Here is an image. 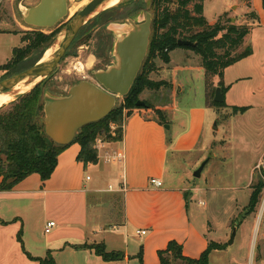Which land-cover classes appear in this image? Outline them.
<instances>
[{
  "label": "crops",
  "instance_id": "obj_1",
  "mask_svg": "<svg viewBox=\"0 0 264 264\" xmlns=\"http://www.w3.org/2000/svg\"><path fill=\"white\" fill-rule=\"evenodd\" d=\"M237 1L238 5L235 4ZM242 1L257 14V18L253 19L255 22L248 23L252 25L249 35L258 28L263 31V24L259 23L260 15L254 9L252 0H204V15L210 23L227 14L233 22L242 24L233 12ZM247 12L246 9L243 14ZM243 23L247 24L246 21ZM249 35L243 48L252 43L253 53L226 68L225 77L232 67L239 63H251L258 53L264 54V33L261 36L258 33L256 41L251 43ZM175 51L186 60L182 64L183 71H201V58L189 64L195 59L193 51L177 48L170 53L168 72L172 68ZM163 75L164 79L176 85L169 73ZM242 78L235 80L239 82ZM213 82L215 87H220L215 77ZM179 89L182 90L181 87ZM228 106L234 105L227 104L226 108ZM208 107L205 94L202 103L189 107L185 121L178 123L179 129L172 123L167 128V124L136 112L125 121L122 140L105 142V149L99 151L98 163L85 165L80 161L81 145L73 142L59 154L57 166L49 179L43 181L39 174L33 173L12 190H0V264H41L38 258H45L49 252L56 264H135L136 259L139 264H160L158 252L166 249L172 240L182 245L184 255L199 258L209 245V224L201 218V207L193 208L190 199H197L205 187L187 188L184 184L187 172L183 171L178 172L179 176L174 181L167 182L166 173L169 153L175 154L178 163H181L188 162L189 156L200 150ZM163 108L174 111L175 106L173 109ZM173 128L174 133L169 134L168 130L173 131ZM114 152L123 159L108 160L106 153L111 155ZM263 162L264 154L255 166ZM92 171H95V178L90 175ZM152 178L163 184L153 185ZM103 180L108 181V187L103 185ZM104 192L112 193L115 199L121 200L118 216L105 214L106 205L102 204V208L97 201L92 200L95 205L89 207L88 198H97ZM203 204L206 203L200 199L198 205ZM49 220L56 221V225L47 233L45 226ZM37 221L39 232L36 234L33 224ZM142 230L146 233L139 234L138 231ZM262 231L258 234L262 243L259 264H264V229ZM20 232L23 244L18 238ZM243 233H246L243 234L246 239H250V233ZM121 237H124L122 241ZM98 243L104 244L108 251L123 252V258L105 261L89 247ZM140 250L143 252L142 260L138 257Z\"/></svg>",
  "mask_w": 264,
  "mask_h": 264
},
{
  "label": "rangeland",
  "instance_id": "obj_2",
  "mask_svg": "<svg viewBox=\"0 0 264 264\" xmlns=\"http://www.w3.org/2000/svg\"><path fill=\"white\" fill-rule=\"evenodd\" d=\"M39 1L0 0V67L12 60L15 48L25 45L21 40L22 32L41 29L29 26L24 21L27 10L38 4ZM77 2L78 0H69V8L74 7ZM252 2L254 9L260 15L259 23L263 24L264 27V0H252ZM235 4L238 5L239 2L237 1ZM147 6L148 0H119L112 6H102L85 25L86 28L77 35L65 57L48 77L46 91L55 96H63L81 80L95 82L96 78L92 74L93 71L107 69L117 63L114 43L131 28L128 19L132 18L137 21L140 18L142 20L143 17L139 16L140 12L146 10L150 11L154 17L153 5L151 4L149 9ZM192 6L190 7L192 8ZM82 8L83 6L78 11ZM246 9L248 12L243 14ZM251 11V8H247L243 1L240 2L239 8L235 6L233 10L241 19L239 22L242 24L245 21L247 24L255 22L250 16ZM72 17L69 13V16L60 25L53 29H42L44 32L50 33L60 28L54 36V39L56 38L54 43L48 49L50 54L48 55V50L35 52L17 66L19 72L32 66L40 57L45 59L53 53L58 41L62 38L66 22ZM120 24L125 25L124 29L119 30ZM262 30L258 28L251 36L249 35L250 43L256 41L258 33L260 36L264 33V29ZM251 45L253 44L251 43ZM193 54L195 53L193 52ZM172 57V68L169 72L166 70L169 63H164L156 58L155 70L150 73V78L164 79L163 74L169 73L170 79L175 81L176 85L172 84L171 88H162L158 91L145 90L139 94L138 101H148L161 109L164 106L173 109L175 106L174 111L167 109L165 114L170 124H175L177 129H179L178 123L181 124V120L185 121L186 116H188L189 107L193 104L202 103L205 94L209 107L200 150L197 154L189 156L188 162L181 163H178L175 154L169 153L166 181H174L179 176L178 172L183 171L187 172L186 180H184L187 188L192 186L205 187L197 199L192 197L190 200L191 203L193 202V208L195 206L201 207V215L203 216L201 218L207 225L209 224L210 241L228 243L235 223L241 219L243 222L245 219L240 228L238 225L239 230L237 229V236L233 244H227L224 249L213 250V252L211 251L212 254L210 252L209 264H259L258 257L262 243H260L258 234L264 229V193L256 210L249 215L246 214V217L244 214L250 203L252 193L250 185L258 181L261 168L264 166V162L258 167L255 166L261 161L264 154V54L263 52L258 53L251 63H239L240 65L232 67L226 72V77L225 71L222 78L215 76L216 83L222 82V85L228 88V93L224 95L226 104L250 106L247 112L235 115H232L229 106V108L210 106L212 94L210 93L211 98L208 100L205 70L202 67L199 66L201 71H183L182 64L186 60L179 57L178 51L173 52ZM194 58L189 64L200 60L197 54ZM9 73L10 70L0 69V80L8 77ZM239 77L244 78L238 82L235 79ZM165 80L168 81V79ZM32 86L16 94L15 91L3 93L6 98H10L14 94L16 97L14 96V100H6L1 103L0 108L8 106L23 93L29 91ZM180 87L182 90L179 89ZM124 104L125 96L117 100L114 109ZM216 121L218 128L214 129ZM174 130L175 128L170 132L168 130V133H174ZM100 138L102 137L98 139ZM209 157L210 160L202 171L201 177H195V171ZM118 169L120 170L121 167ZM94 172L92 171L90 175L95 178ZM102 183L108 187V181L103 180ZM113 196L112 193L104 192L99 194L97 198L89 197V207L95 205L92 204L94 203L91 202L92 200L97 201L96 203H100L102 208V204L106 205L105 214L111 215L112 213L113 216H115L114 214L118 216V210L121 209L122 203L120 199H115ZM200 199L206 204L199 206L198 201ZM196 201L197 203H195ZM33 229H35L36 234L39 232L38 221L33 224ZM244 231L250 233V239H246V235H243L246 234L243 233ZM123 238H120L121 241ZM135 264H139L138 259H136ZM174 264L181 263L177 261Z\"/></svg>",
  "mask_w": 264,
  "mask_h": 264
},
{
  "label": "trees",
  "instance_id": "obj_3",
  "mask_svg": "<svg viewBox=\"0 0 264 264\" xmlns=\"http://www.w3.org/2000/svg\"><path fill=\"white\" fill-rule=\"evenodd\" d=\"M152 5L155 15L148 56L131 91L125 96V104L113 109L102 120L84 126L73 141L81 145L78 159L85 165L99 162L97 139L102 137L105 141L110 142L122 140L124 123L136 112L143 113L147 118L156 119L163 125L170 124L164 108L154 106L148 101H145L146 105L144 106L137 104L139 94L145 90L158 91L162 88L172 87V83L165 79L150 78V73L155 70L156 58L164 63H169L171 61L170 53L173 50L177 48L192 50L201 58V67L205 70L208 100L211 98L210 93L212 94L210 106L221 108L227 107V104L225 99L223 102L214 100L217 87L214 85L213 77L222 78L226 68L253 53L252 45L248 44L243 48L252 25L237 24L227 14L220 16L214 23L208 22L204 15V0H152ZM191 5H193L192 8ZM250 16L253 19L257 18V14L253 10ZM84 28L86 26L80 32ZM58 29L50 33H46L42 29L22 32L21 40L25 45L15 48L12 60L6 65H2L0 69L10 70L9 76L19 72L18 65L35 52L46 51L50 47ZM180 39L190 40L196 45H179ZM47 83L48 78L37 83L8 106L0 108L1 191L12 190L19 182L33 173L39 174L43 181L49 179L57 166L59 154L70 145L55 143L46 134L42 124L45 116L43 98L44 94L48 92L46 91ZM219 86L225 95L228 88L223 86L222 82L219 83ZM230 108L232 114H241L245 113L250 106L234 105ZM112 122L117 125L115 134L110 133ZM250 188L252 190L250 203L245 210L244 217L246 214L254 212L261 201L264 193V166L261 168L258 181L251 184ZM241 221L242 219L235 224L239 225ZM18 238L23 244L21 232ZM227 244L209 241L207 249L199 258H191L184 255L181 244L172 240L166 249L158 252L160 264H174L177 261L181 264H209L210 252L224 249ZM89 247L93 248L105 261L120 260L124 256L121 251H108L101 243ZM138 257L142 260V250ZM38 260L41 264H56L51 252L45 258H38Z\"/></svg>",
  "mask_w": 264,
  "mask_h": 264
},
{
  "label": "water",
  "instance_id": "obj_4",
  "mask_svg": "<svg viewBox=\"0 0 264 264\" xmlns=\"http://www.w3.org/2000/svg\"><path fill=\"white\" fill-rule=\"evenodd\" d=\"M109 1L92 0L78 11L66 22L62 38L58 41L53 53L45 59L41 57L32 66L0 80V94L11 92L20 85L32 84L35 86L48 78L65 57L80 30ZM151 4L152 0H148L147 9L151 7ZM68 16L69 0H40L38 4L27 10L24 21L29 26L53 29ZM139 16L143 17L142 20L140 18L137 21L132 18L128 19L131 28L114 43V54L117 57V63L107 69L92 72L96 78L95 82L81 80L74 84L69 92L63 96H55L49 92L44 94L45 116L42 124L45 127L46 134L55 143L59 145L71 144L84 126L98 122L108 116L116 106L117 100L128 95L131 91L148 54L152 36V13L146 10L140 12ZM124 26V24H120L119 30L124 29ZM178 43L186 46L196 45L190 40L183 39H180ZM214 100L216 102L224 101L221 87L216 88ZM137 104L139 106L146 105L141 100ZM166 127L170 128V125L167 124ZM217 128L216 121L214 129ZM209 160L210 157L195 171V177H201L202 171ZM237 229L238 224H235L228 241L229 245L234 243Z\"/></svg>",
  "mask_w": 264,
  "mask_h": 264
},
{
  "label": "built area",
  "instance_id": "obj_5",
  "mask_svg": "<svg viewBox=\"0 0 264 264\" xmlns=\"http://www.w3.org/2000/svg\"><path fill=\"white\" fill-rule=\"evenodd\" d=\"M117 125L115 123H111L110 124V129H111V134H115V129H116ZM105 140L103 138H100L97 140V144H96V147L99 151H101L102 149H105L106 147V144H105ZM107 154V158L108 160L112 159V160H117V161H121L123 159V157H121L118 153L114 152V153H111V155L109 153H106ZM89 179V177H88ZM151 183L153 185H156V186H161L163 183L162 181L156 179V178H152L151 179ZM56 225V221L54 220H50L47 222L46 226H45V232L49 233L51 232L52 228ZM139 234H145L146 233V230H142V231H138Z\"/></svg>",
  "mask_w": 264,
  "mask_h": 264
},
{
  "label": "bare ground",
  "instance_id": "obj_6",
  "mask_svg": "<svg viewBox=\"0 0 264 264\" xmlns=\"http://www.w3.org/2000/svg\"><path fill=\"white\" fill-rule=\"evenodd\" d=\"M91 0H82V1H78L77 2V4L74 6V7H72V8H69V13H70V16L72 17V16H74L77 12H78V10L80 9V7L81 6H86L89 2H90ZM119 0H110L109 2H107L106 4H105V6L107 7V6H112V5H114L115 3H117ZM109 8V7H108ZM48 53V55L50 54V50L47 52ZM32 84H30V85H20V86H17L13 91H15V94L16 93H19V92H23V91H25V89H27V88H29L30 86H31ZM27 92V91H26ZM15 94L14 95H12V96H10V98H6V97H4V94L3 93H1L0 94V104L1 103H4V101H6V100H8V101H11V100H14V96H15ZM16 97V96H15Z\"/></svg>",
  "mask_w": 264,
  "mask_h": 264
}]
</instances>
